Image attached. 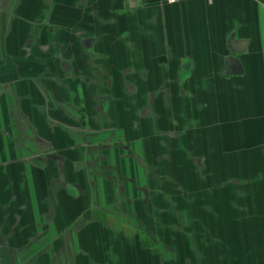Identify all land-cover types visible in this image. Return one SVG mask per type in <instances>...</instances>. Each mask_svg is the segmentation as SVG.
<instances>
[{
	"label": "crops",
	"instance_id": "0c3cea01",
	"mask_svg": "<svg viewBox=\"0 0 264 264\" xmlns=\"http://www.w3.org/2000/svg\"><path fill=\"white\" fill-rule=\"evenodd\" d=\"M0 264H264V0H0Z\"/></svg>",
	"mask_w": 264,
	"mask_h": 264
},
{
	"label": "built area",
	"instance_id": "2783aa9c",
	"mask_svg": "<svg viewBox=\"0 0 264 264\" xmlns=\"http://www.w3.org/2000/svg\"><path fill=\"white\" fill-rule=\"evenodd\" d=\"M134 0H127V2L129 3H132ZM165 2L169 3V4H173V3H176L178 2L179 0H164Z\"/></svg>",
	"mask_w": 264,
	"mask_h": 264
}]
</instances>
